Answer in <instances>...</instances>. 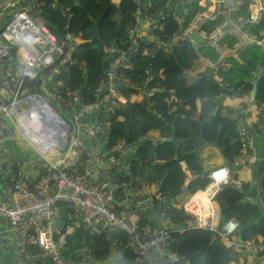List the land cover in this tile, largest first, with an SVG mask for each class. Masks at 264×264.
<instances>
[{
    "label": "built area",
    "instance_id": "2783aa9c",
    "mask_svg": "<svg viewBox=\"0 0 264 264\" xmlns=\"http://www.w3.org/2000/svg\"><path fill=\"white\" fill-rule=\"evenodd\" d=\"M132 1L133 27L120 45L103 48L107 64L93 92L95 99L87 102L80 88L64 89L61 78H57L73 65L71 53L83 41L81 37L66 33L60 42L32 13L37 0H0V224L14 235L17 261L35 264L42 257L52 264H96L91 249L84 244L74 250L73 261L64 254L72 244L76 228L82 224L90 229L86 230L92 236L104 234L109 248L115 252L117 264H189L169 246L174 242L173 233L192 229L209 231L231 254L244 252L253 263L264 264V242L240 239L235 218L220 226V212L212 205V199L223 186L230 182L238 188L241 186L240 180L231 181L229 167L217 165L208 171L210 183L204 191L211 188L205 202H197L192 196L184 204H178L155 184L145 185L140 177L131 174L133 154L148 140L156 144L154 138L139 136L131 142L108 144L102 117L115 115L125 103L123 89L129 85L121 81L120 71L129 69L127 56L138 54L141 42L157 41L156 32L164 31L157 25L169 15L174 16L167 9L147 13V0ZM188 4H191V20L185 24L180 19L177 31H165L166 53L173 47L189 46L218 82L217 71L231 68L225 60H238L246 46L254 45L264 54V30L256 37L246 29L262 19L264 0H180L177 6L186 14ZM51 7L56 9L55 4ZM243 7H247V16L241 15ZM26 8L30 12H25ZM60 10L65 12L64 8ZM218 17L220 23L211 28L210 23ZM183 24L186 26L182 27ZM227 24L231 28L223 30ZM192 33L200 36L202 42L196 43ZM206 48L213 49L218 56L216 61L202 55L201 49ZM26 82L34 83L32 92ZM149 86H152L150 82H146L140 87L142 98L159 91ZM35 89L38 94L34 93ZM243 100L249 103V95ZM39 103L48 105L63 125L46 119ZM255 108V122H248L244 113L234 117L233 127L242 141V150L249 149L253 139L264 133V106ZM37 120L40 125L51 127V138L67 128L64 148L58 145L57 138L55 145H48L54 151L52 156L37 147L27 134L38 137L35 130L39 132L43 128ZM18 133L31 147L22 149L15 144L13 155L8 157L2 152L4 146L15 142ZM232 165L242 168L248 163L239 158ZM26 169L35 174H28ZM168 204L191 215L182 227L173 228L169 224L165 211ZM260 206L264 208L263 195ZM116 233L125 235L133 255L131 262L124 260ZM27 246L37 248L39 255L26 252ZM2 251L5 243L0 236V254ZM0 264L12 263L0 261Z\"/></svg>",
    "mask_w": 264,
    "mask_h": 264
},
{
    "label": "trees",
    "instance_id": "16d2710c",
    "mask_svg": "<svg viewBox=\"0 0 264 264\" xmlns=\"http://www.w3.org/2000/svg\"><path fill=\"white\" fill-rule=\"evenodd\" d=\"M179 1L147 0L146 12H158L168 5L178 4ZM52 4H55L56 9L51 7ZM193 6L198 9L196 5ZM187 7H191V4ZM60 8H64L65 12L62 13ZM134 10L132 0H38L32 13L44 22L60 42L64 41L66 33L83 40L71 53L73 65L57 77L61 78L64 89L74 91L80 88L87 102L95 99L93 92L98 88L107 64L103 48L120 45L127 39V31L134 24ZM247 14V7H243L241 15ZM173 22L162 21L164 31L156 32L157 41L141 42L139 53L127 56L129 69L120 71L121 81L129 85L123 89L125 103L115 115L103 116L102 121L109 145L122 141L131 142L139 136L157 141L153 144L148 140L135 151L131 161V174L140 177L145 185L155 184L169 198L184 204L190 196L203 191L210 180L207 172L197 164L195 144H182L178 158L173 160V146L162 144L161 140L171 136L170 124L173 121L179 139L196 137L199 134L196 121H199L205 123L204 140L213 142L218 134L217 144L223 148L224 156L231 162L239 159L241 154L250 155V149H241L242 141L233 127L234 117L242 112L240 109L243 105L234 110L224 103L226 98H242L250 94L251 82L257 76L253 74L260 71L264 73V54L255 46H246L238 55L239 61L229 60L231 68L217 71L220 82L214 80L212 75L207 78L190 75L198 59L189 46L173 47L167 53L163 49L165 31L169 32L174 28ZM219 23L218 17L209 26L213 28ZM246 29L258 37L264 30V14L257 25H248ZM201 53L212 61L218 58L210 48L201 49ZM204 72L209 73L207 70ZM146 82L152 85L149 87L158 88L159 91L142 98L139 90ZM26 85L32 92L34 83L26 82ZM254 104L264 106V77L258 85ZM223 125L228 127L220 130ZM181 164L185 165L184 170ZM248 165L256 176L254 184L239 179V168L231 173V181L240 180V188L230 182L221 188L211 202L220 212V226L228 219L235 218L239 228L248 226L241 235L244 242L252 240L254 243H262L264 212L260 204L248 198L252 192H256L258 198L260 195L264 196V158L256 163L257 169L251 161ZM186 172L194 176L189 181ZM165 211L173 228L182 227L191 216L172 204H168ZM82 235L85 237L84 245L91 249L96 261H99V257L106 254L109 248L104 234L92 236L85 232ZM114 235L117 236L124 260L131 262L133 255L125 235ZM213 235L200 229L173 233L174 242L169 249L185 257L189 264H255L244 252H230L234 261L227 262L225 244ZM72 242L74 247L73 238ZM25 251L39 255V250L33 246L25 247ZM35 264L52 263L40 257Z\"/></svg>",
    "mask_w": 264,
    "mask_h": 264
},
{
    "label": "crops",
    "instance_id": "0c3cea01",
    "mask_svg": "<svg viewBox=\"0 0 264 264\" xmlns=\"http://www.w3.org/2000/svg\"><path fill=\"white\" fill-rule=\"evenodd\" d=\"M37 2H38V0H37ZM164 9H167V12H173L174 13V16L169 15V17L167 18V23L170 20L175 22V23L173 22V24H174V28H172L173 32L178 30V28H179L178 21L180 19H183L184 23L186 24L192 18V10L189 7H187V13L186 14L182 10V7H178L177 4L176 5H168ZM27 11L30 12V10L26 8L25 12H27ZM185 24H183L182 27H185L186 26ZM157 27H163V24L160 23L157 25ZM157 30L158 29H156L155 31H157ZM229 60L230 59L225 60V63L230 64ZM205 67L206 66L204 63L202 64V62L198 61L194 65V67L191 69L190 75H197L200 72H204L203 68H205ZM225 104H229L234 110H236L242 104L243 106L241 107L240 110H243V113L245 114V116H244L245 119L248 122H251V121L255 122L256 121L255 118L257 116V111L255 108V105L252 102L245 103L243 98H230V99L226 98L224 105ZM177 133H178V130H176V134ZM4 147L5 148L2 151L4 154H6L8 157L13 155V152H14L13 151V147H14L13 142H7ZM249 149L251 150L250 155L246 156L245 154H241V156H239V158H243V160L246 161L247 163H249L251 161V164H255L254 167H255V169H257L256 163L261 161V159L264 158V133L259 135V136H256L253 139L251 147ZM221 162H222V159L220 157L218 150L212 146H205L200 153V165L203 168V170L210 167V166L220 165ZM181 168H183V170H184L185 165L181 164ZM237 169H239V168H237ZM240 170H241V172H240L239 179L242 180L243 182H252V184H254V180H255L256 176L253 174V171L249 168V165L248 166L247 165L242 166V168ZM26 171L30 175L35 174L31 169H26ZM186 174L188 175V181L190 179H192L193 175L189 174L188 172H186ZM210 188L211 187H208L207 190L204 191V192H207V197H208V191ZM198 192H202V191H198ZM195 194H193L192 196L194 197ZM248 199L251 200L252 202L255 201L257 204H259V198H258V195L256 192L250 193ZM176 202L178 204H180V202H178L177 200H176ZM262 210L264 212V208H262ZM147 214L149 215L150 212L148 211ZM86 229L90 230L89 228H87L85 225H82V224H80L76 228V231L72 237L74 240V247L71 244L69 246L68 250H66L64 252V254L66 255L68 260L73 261L74 260V250L80 248L85 243V237H84V235H82V233L84 234L85 232H87ZM0 236L2 237V239L5 243V251H2V253L0 254L1 263L10 262L12 264H19V262L16 259V255H15L16 249H15V245H14L13 233L9 231L8 227L0 224ZM240 239H242V237ZM102 255L103 256L99 257V261H97L96 264H117L115 252L111 248H108L107 253L102 254Z\"/></svg>",
    "mask_w": 264,
    "mask_h": 264
},
{
    "label": "water",
    "instance_id": "95a60500",
    "mask_svg": "<svg viewBox=\"0 0 264 264\" xmlns=\"http://www.w3.org/2000/svg\"><path fill=\"white\" fill-rule=\"evenodd\" d=\"M231 26L230 24H227L223 30H226V29H230ZM191 38L196 42V43H199V42H202V39L200 38V36H198L196 33H192L191 34ZM198 77H202V78H207V74L206 73H198ZM264 77V73L263 71H260L259 74L256 76V78L251 82L252 84V90L250 92V102L254 101L255 100V97H256V92H257V88H258V85L261 81V79ZM34 93L35 94H38V89H35L34 90ZM39 104H42L46 107V110H48V114L51 115V118L48 117L46 115V113L44 111H42L40 108V110L42 111L43 115H45L46 119H50L49 121L50 122H56V123H59L61 125H63L62 121L60 118L56 119L55 115H54V112L51 111V109L48 107V105L46 104H43V103H39ZM214 115V114H213ZM58 120V121H57ZM196 123H198L199 125V134L196 136V137H188V138H185V139H179L177 137V134H176V125H175V121H173L171 124H170V127H171V136L168 137V138H164L161 140V143L162 144H171L174 148V152H173V156H172V159L173 160H176L178 158V154H179V149H180V146L182 144H185V143H193L197 146V150L195 152V157L197 159V164L200 165V153L201 151L203 150V148L205 146H212L214 148H216L220 154V157L222 159V162H221V165H227V166H230V170H231V173H234L237 171V168L236 167H233L231 165V161L229 159H227L224 154H223V148H220L217 144V139H218V134H217V138L213 141V142H208V141H205L204 138H203V127L205 125L204 122H199V121H196ZM225 127H228V125H223L220 127V130L224 129ZM66 135H67V128L63 130L62 133H60L58 136H57V139H58V145L61 147L65 146V139H66ZM64 148V147H63ZM213 167L215 166H210L206 169H204L205 172H208L210 169H212ZM248 226H245V227H242V228H239L237 230V235L239 238H241L242 236V232L247 228ZM95 232H98V230L94 229ZM224 254H225V260L227 262H231V261H234L233 257H231L230 255V249L228 247H225V250H224Z\"/></svg>",
    "mask_w": 264,
    "mask_h": 264
},
{
    "label": "bare ground",
    "instance_id": "6f19581e",
    "mask_svg": "<svg viewBox=\"0 0 264 264\" xmlns=\"http://www.w3.org/2000/svg\"><path fill=\"white\" fill-rule=\"evenodd\" d=\"M38 107L44 111L46 113V115L48 117L51 118V115L48 114V110H46V107L42 104H38ZM31 112H35V109H32ZM40 114V113H37ZM39 118V117H38ZM40 119H41V115H40ZM50 120V119H49ZM39 126H41L45 132L43 131V129H41L39 132L38 130H35V133H38V137L36 138V136L32 135L30 132H27L28 136L33 140V143L39 147L42 151H45L47 153L48 156H52L54 155V151L49 149V144L52 143L51 145H55V140L57 137H52L51 138V134L53 133V131L51 130L50 126H44L43 124L40 125V121L37 120L36 122ZM41 132V133H40ZM44 140H41V139ZM53 141V142H52ZM193 199H195L196 201L200 202H205L207 200V192H198L194 195ZM207 210V207H206Z\"/></svg>",
    "mask_w": 264,
    "mask_h": 264
},
{
    "label": "rangeland",
    "instance_id": "374dc122",
    "mask_svg": "<svg viewBox=\"0 0 264 264\" xmlns=\"http://www.w3.org/2000/svg\"><path fill=\"white\" fill-rule=\"evenodd\" d=\"M250 46H254V45H250ZM210 50L213 51V49H210ZM203 70L204 71L207 70V72H209V73L211 72V69L206 68V67L203 68ZM41 94L43 95V92H41ZM13 144L14 145L16 144V145L20 146L22 149H24L25 147L26 148L31 147V144L28 142V140L21 133H18L17 139H16L15 142H13Z\"/></svg>",
    "mask_w": 264,
    "mask_h": 264
},
{
    "label": "clouds",
    "instance_id": "9594fccd",
    "mask_svg": "<svg viewBox=\"0 0 264 264\" xmlns=\"http://www.w3.org/2000/svg\"><path fill=\"white\" fill-rule=\"evenodd\" d=\"M237 61H239V58H238ZM200 73H205V72H200ZM206 74H207V76L212 75V74H210V73H206ZM197 76H198V74H197ZM216 76L218 77V74H217V73H216ZM242 98H243V97H242ZM249 102H250V94H249ZM252 103L254 104V101H252ZM254 105H255V104H254ZM255 106H256V105H255ZM241 113H243V110H242ZM238 114H239V113H238ZM236 115H237V114H236ZM236 115H235V116H236ZM243 151H244V150H243ZM220 165H221V164H220ZM231 165H232V162H231ZM224 166H227V165H224ZM232 166H233V165H232ZM227 167L230 168V166H227ZM233 167H234V166H233ZM230 169H231V168H230ZM237 170H238V169H237ZM207 173H208V172H207ZM230 173H231V170H230ZM193 177H194V176H193ZM208 185H209V184H208ZM208 185H207V186H208ZM207 186H206V187H207ZM204 190H205V189H204ZM204 190H203V191H204ZM203 191H202V192H203ZM191 197H192V196H191ZM259 204H260V196H259Z\"/></svg>",
    "mask_w": 264,
    "mask_h": 264
}]
</instances>
